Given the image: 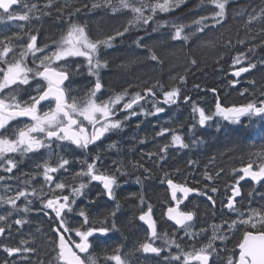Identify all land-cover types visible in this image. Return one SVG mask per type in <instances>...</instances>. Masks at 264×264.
Wrapping results in <instances>:
<instances>
[{
	"label": "snow or ice",
	"instance_id": "obj_1",
	"mask_svg": "<svg viewBox=\"0 0 264 264\" xmlns=\"http://www.w3.org/2000/svg\"><path fill=\"white\" fill-rule=\"evenodd\" d=\"M210 2L213 5L212 14L193 20L192 24L195 25L193 32L204 33L206 28L221 25L227 19L230 0H210ZM184 3L185 0H103L102 4L93 3V9L104 6L114 14H130V19L122 30H116L102 39L91 38L85 25L72 21L71 18L81 11L79 8L69 11L67 30L59 40L52 41V47L49 45L40 47L37 35L31 34V31L25 33L26 42L19 33L0 39V171L12 174L0 175V181L6 183L7 180L14 178L20 180L14 172L19 168L17 155L23 157L28 154L35 155L41 149L49 150L48 159L36 165L38 174L42 175L44 182L39 189L31 187L29 190V182L35 180L37 174L31 176L23 174L27 177L20 180L24 187L16 188L13 194L9 195L7 193L12 191V188L11 185H7L5 195H0V205L6 206L4 214H0V237L10 238L13 225L23 228L29 222L26 215L33 211V200L29 197H34L40 202L39 211H43L46 216L49 215V210L54 213L50 219L55 227L51 228L53 235L49 240L55 255L48 264H101V261L104 264H131L129 257L133 255V252L143 254L142 262L138 261V264H154V259L159 258L166 250L168 255L163 258L168 264H214L213 256H219L215 242L217 240L226 242L237 234L239 238L234 248L230 251L226 250L228 254L224 264H264V207H249L247 212L237 208L244 199L241 189L242 181L248 179L264 187V152L259 154L258 164L253 161L243 167L232 169V182L226 186L230 195L221 204L222 208L236 213V218L225 220L220 225H211L212 234L207 243L198 248L193 245L190 251L182 247L175 238V233L172 236L167 233L160 235L157 220L153 218V205L147 202L143 195L139 196L142 210L138 219L147 225L149 239L139 243L132 252H122L123 245L115 247L111 252L103 248L102 254H97L95 251L99 246L96 238L107 237L110 231L116 229L114 218L120 210L118 203L104 220L98 222L90 220L85 208L78 210V215L83 218L79 227L71 226L66 219L68 213L77 211L74 207L77 203L76 198L84 195L83 190L87 185L80 182L79 187H71L69 194H64L65 189L70 185L59 180L55 174L61 171L67 172L76 161H70L64 155L53 152V145H56L60 152L69 151L71 146L86 151L90 145H96V142L107 133L122 130L125 123L132 117L159 115L165 111L161 104L176 105L181 100L180 87L165 90L159 81L150 86L146 85L142 91L130 92L128 88H125L107 100H100L97 93L101 92L104 86L99 73L101 69L108 67L107 61L102 59V49L113 47L117 38L124 37L132 29L149 25L158 13L172 12ZM45 7L48 9L53 7L51 0ZM84 7L88 6L84 5ZM38 11L41 15H50V12L42 11L36 3H29L28 0H0V22H30L33 18L39 20L40 16L35 15ZM57 11L61 9L57 8ZM253 12L255 13V10ZM256 20L264 22V8L251 15L248 23L251 24ZM168 26V22L165 21L163 24L157 23V28L152 30L157 31L161 27ZM20 27L23 29L24 25ZM186 27L190 26L173 22L172 31L169 33L170 39L187 43L193 33H185ZM261 34L264 35V28ZM136 44L137 47H147L142 37L136 40ZM148 52V58L151 61L160 62L151 48ZM38 53L41 55L37 56ZM30 56L33 65L31 67L28 63ZM78 57L86 60L88 74L95 77L94 84L84 96L72 95L71 89V76L74 72L78 73L81 67L71 58ZM240 57L247 59L246 54L241 53L233 60L234 66L239 65L235 67L234 77H241L242 74L257 68V64L250 60L246 64L242 63ZM190 63L195 65L197 61L192 59ZM260 63L264 66V60ZM178 79L181 83L185 81L184 76H179ZM250 83L254 85L255 81ZM212 91L215 92V89ZM247 92L248 89H244L241 95ZM158 93L162 95V101L156 99ZM149 99L153 101L151 111L145 109L141 103ZM183 102H191V97L184 96ZM192 112L198 114V124L201 127L212 121L215 116H220L233 124H240L242 117L249 119L259 117L264 121V88L260 90L259 98L250 100L246 104L222 107L217 100L215 112L208 114L203 107L193 102ZM121 113L124 114L123 119L120 118ZM22 118H26L27 122ZM13 121L18 122L16 126H13ZM156 136L170 137V139L160 145L157 151L146 154L150 160L155 158L156 161L163 162L167 159L170 148L187 149L189 147L185 137L174 128L161 127ZM140 143L144 141L140 140ZM109 147H115V144ZM53 155L56 156L54 164L51 162ZM80 163L82 167L75 172L74 178L88 177L89 182H100L103 186L101 194L106 195L110 200H115V189L119 187L118 176L129 174L126 166L121 164L111 173L101 172L97 168V165L102 163L99 154L91 160L86 159ZM190 163L193 162L190 161ZM132 167L143 169L144 173L148 174L145 178L151 175L150 170L143 163L136 162ZM223 171L224 169H220L215 175L205 171L203 175L205 180L215 181L221 178ZM164 176L165 179L162 182L167 185L168 197L162 218L173 222L177 230L183 231L184 235L190 239L196 240L205 235L206 228H201L199 232L195 231L193 222L196 212L188 209L185 202L190 203L189 197L195 194L206 197L211 207L215 208L216 199L212 194L219 191L218 187L214 184H205L202 188L189 186L186 182L178 183L169 178L167 172ZM136 182L142 183L141 177L137 176ZM247 195L252 197L253 193L250 191ZM261 197L264 199V193H261ZM89 203L92 204L95 201ZM19 213L24 215L9 223V219ZM110 219L111 224L108 226ZM224 225H227L226 229ZM69 233H74L79 239L66 235ZM157 239H163L165 247L156 246L154 241ZM31 243L24 239H21L17 246L0 242V249L5 254L0 259V264H17L15 259L17 256L21 258V261L28 260L24 254L36 252V248L32 247ZM173 248L176 249L175 253L172 252ZM39 264H45V262L41 260Z\"/></svg>",
	"mask_w": 264,
	"mask_h": 264
},
{
	"label": "trees",
	"instance_id": "obj_2",
	"mask_svg": "<svg viewBox=\"0 0 264 264\" xmlns=\"http://www.w3.org/2000/svg\"><path fill=\"white\" fill-rule=\"evenodd\" d=\"M59 1L62 0H54L52 5L56 6L60 3ZM67 2L68 5H63L62 3L57 7L61 9L59 11L60 17L67 24L69 22V11H74L76 8L81 9L76 14L78 17L99 13L100 11L99 8H92V4L96 3L97 0H67ZM44 3L42 2V5ZM84 5L88 7L85 8ZM261 8H264V0H230L227 19L223 21V26L220 28L218 26L210 29L206 28L204 34H202V37L197 42L179 44L178 50L175 49V51L169 49V46H174V43L171 44L169 37H166L168 32L166 27H161L157 31H153L152 29L157 28V23L163 24L165 21L170 23L175 20H179L181 24L186 26H195L192 24L193 20L198 19L200 16H210L212 14L213 5L210 0H185V3L174 11L158 13L154 20L150 21L149 25L134 28L129 33H126L124 37L116 39L115 44L118 45L116 50L118 52L122 51L119 52L120 55L117 54L112 57L110 61L112 64H115L112 66L116 70L115 80L117 78L118 83H125L123 87H130L128 83L135 80L141 86L137 91H142L147 84L150 86L159 81L163 85V89L166 90L170 87L167 80L169 77L172 78L167 73L170 72V69L180 64L183 71H181L182 73L179 72L178 75L184 76L185 81L181 83L178 79L179 76L174 75L176 85L181 88V99L184 96L191 97V102L187 103L183 114L179 108L177 113L169 111L174 114L168 112L169 115L159 114L156 116L157 132L161 127H170L169 122L178 123V132L185 137V141L189 144V147L187 149L170 148L167 159L163 162H158L155 158L149 161L140 157L139 162L143 163L151 172L149 178H145L148 174L144 175L143 173L140 175L133 173L134 175L126 176L134 186L137 184V176L141 177L142 183H139L140 186L139 184L135 187L129 186L128 189H124L120 194L122 208L127 215V219L122 226L124 239L129 238L130 235H133L138 230L140 236L143 237L144 228L138 224L136 214L138 207L142 210L139 200L140 195H143L145 200L151 203L153 209L157 212L162 207L166 208L164 204L168 197V191L166 183L162 182L165 179V172L169 174V178L174 179L178 183L186 182L189 186L201 188L205 184H214L219 189L217 193L212 194L217 203L215 208L211 207L206 197L197 196L189 200L188 209L196 212V231L199 232L201 228H206L207 233L196 240L188 237L181 240L175 237L185 250L190 251L193 245L198 248L202 244L207 243L208 238L212 234L211 225H220L225 220L236 218V213L222 208L221 202L226 201L227 196L230 195V192L226 190V186L232 182V169L243 167L249 162L255 161L256 164L260 162L258 156L264 152V132H262L264 121L259 117L251 119L244 117L241 119L242 122L240 124L225 121V125L220 127L219 130L208 123L202 129L192 131L195 127L193 125H195L198 119V114L188 109V105L190 104L191 107L197 98L204 99L209 97L211 101L208 103V111L211 114L215 112L214 104H216L218 99L221 100L224 106H239L246 104L250 100L259 98L260 90L264 88V66H261L260 63L264 60V46H262L264 44V35L261 34L264 22L256 20L249 24L248 20L251 15L258 13ZM63 10L68 11L67 15ZM253 10H255V13ZM109 11L111 12L110 9ZM119 14L124 15L126 24L128 19H130V14ZM103 18L105 19L104 23H109L108 17L104 16ZM125 24H119V26L122 25L121 30ZM151 36H165V38L162 37L153 46L156 49V55L159 57L160 62L153 61L155 63L152 65V61L147 59L145 55L146 57H143L144 60H140V65L144 63L145 69H142V74L138 75L141 72H137L138 74H136V71H132L131 66L134 64V61L138 62L139 58L134 55L131 56L126 48H134L136 37L145 39L151 38ZM250 49L252 51H249ZM174 52L182 53L181 60H177V57L173 55ZM241 53H245L247 57V59L240 57L242 63L246 64L250 60L257 64V68L252 70L240 82H235L236 80L230 76L232 71L228 72L229 68L233 65V60L240 56ZM192 59L197 61L195 65L190 63ZM119 64H123L126 68L118 70ZM150 64L152 68H150ZM152 72L154 73L153 75ZM249 78L255 81L254 85L245 81ZM212 89H215L217 95H215ZM244 89H248V92L241 95ZM228 91L236 95L233 98L235 102L231 105L226 103L224 98V94ZM157 98H162V95L158 93ZM164 118H169L167 124H164ZM181 124H184L183 127H181ZM171 128H175V126ZM169 139L170 137L156 136L155 151L158 150L160 145L168 142ZM190 161L193 163H190ZM177 169L179 171H176ZM220 169H224L221 173V178L215 181L205 180L203 175L205 171L215 175ZM241 188L244 199L242 204L237 205L240 211L247 212L249 207H264V199L261 197V193H264V187L261 185L254 186L246 182L241 185ZM250 191L253 193L252 197H248L247 195ZM137 201L139 204H136ZM224 228L226 229L227 225H224ZM130 238H132L131 243H133L134 238ZM238 238L239 234L231 237L226 242L222 243L219 240L215 242L221 258L225 259L228 251L234 248ZM172 252L175 253L176 249L173 248ZM141 256L143 257L142 254Z\"/></svg>",
	"mask_w": 264,
	"mask_h": 264
},
{
	"label": "flooded vegetation",
	"instance_id": "obj_3",
	"mask_svg": "<svg viewBox=\"0 0 264 264\" xmlns=\"http://www.w3.org/2000/svg\"><path fill=\"white\" fill-rule=\"evenodd\" d=\"M44 9H42L43 11ZM29 26H26L25 29H18L13 28L9 32V36L13 33H19L23 38L24 41H27V35L25 33L29 32L28 29ZM31 34H33L31 32ZM38 37V36H37ZM38 45L41 47V40L38 38ZM19 51V49H17ZM37 54V56H39ZM32 57L30 56L28 58L29 66H33L31 63ZM71 80L73 82L72 76ZM95 79H88L83 78L81 81L78 82V86L80 88L81 96H84L85 92L92 87L94 84ZM67 83V82H66ZM72 86V85H71ZM105 87V85L103 84ZM104 87L101 89V92L97 93V95H100L103 92ZM106 88V87H105ZM120 92V91H119ZM113 93V92H112ZM112 95V94H111ZM157 100H161L162 98H156ZM103 100V99H102ZM145 109L151 111L152 110V99H149L147 102L142 101L141 102ZM160 106L166 107V105L161 104ZM187 103L183 102V99L180 100V102L172 107L167 108L163 113H160L162 115H169L168 112H176L178 109H181L182 114L186 110ZM170 114H174L171 113ZM123 113L120 114V118L123 119ZM157 116V115H156ZM156 116L153 115H138L136 117H132L130 120H128L123 129L118 132H109L103 137L100 141L96 142V145H90L89 149L79 150L75 149V146H71L69 151L67 152H60V149L56 147V145H53V152L59 153L60 155H64L66 158H68L70 161L75 160L76 163L72 165L71 168L67 172L61 171L60 173L55 174L59 180H62L66 182L68 185H70L69 188L65 189L64 194H69L71 187H79V183L83 182L87 185V187L83 190L84 195L81 197H77V203L74 206L77 211H74L72 213H68L66 216V219L68 223L73 227H79L82 223L83 218L78 215V210L80 208H85L86 211L89 213L90 220L93 221H101L104 220V218L108 215L110 211H112L116 204L118 203L120 206V210L117 212L115 219L116 229H113L109 232L107 237H97V243L98 247H96L95 251L97 254H102L101 249L106 248L109 252L112 251L117 246L123 245L122 252H132L135 247L138 246L139 243L145 242L149 239V233L147 231V227L142 224V222L138 219L141 210L138 207V210L136 211L137 214V221L138 224L141 225L144 229V235L143 237L140 236L139 230L134 232L133 235H130V237H133V243H131L132 238H123V232H122V226L127 219L126 213H124V210L122 208V201L120 194L123 192L124 189H128L129 186L135 187L133 183H130V180L126 178V176H131L133 173H137L140 175L143 173L144 175H147V173H144L143 170L140 169H134L132 167L133 164L136 162H139V158L142 157L144 160H149L147 157V153L149 152H155V138L157 133V119ZM25 122L26 118H22ZM17 121H13V126L17 125ZM170 127L175 126L174 129L178 130V123H172L169 122ZM184 124H181V127H183ZM185 132V130H184ZM140 140H143L144 143H140ZM115 144V147H109V145ZM148 144V145H147ZM97 154L100 155L102 163H99L97 165V168L101 172L105 173H111L115 171V168L121 164L126 166L128 175L126 176H118V182L119 187L115 189V200H110L106 195H102L103 192V186L98 181H92L89 182L88 177H80V178H74L75 172L79 171L82 167V164L80 163L83 160H91L92 157L96 156ZM32 155V156H31ZM49 157V150L48 149H41L39 153L33 155L28 154L27 156H18L17 159L19 160V168L14 170L15 175L20 177V180L26 179L23 174H28V176H31L32 174H37L35 180H30V186L29 190H31V187H36L39 189L43 182L42 175L38 174V170L36 168V165L39 163H42L44 160H47ZM56 160V156L53 155L52 157V163L54 164ZM115 162V163H114ZM0 175L9 176L12 174L4 173L3 171H0ZM134 175V174H133ZM122 179V180H121ZM20 180L17 179H11L7 180L5 183L4 181H0V184H6V185H12L16 188L18 187H24L23 184L20 183ZM124 180V182H123ZM129 185H128V184ZM138 185V183H137ZM140 186V184H139ZM15 188V189H16ZM167 188V187H166ZM45 191H47V188H45ZM29 199L33 200V211L29 212L26 215V219H28V223L26 224V228L23 231V234L18 239H24V240H39L38 242H32L31 245L36 246V253H32L31 256H33V259L36 258V263L39 264V261L43 260L44 262H49L52 260L55 253L52 251L53 245H51L49 238L53 235L51 232V228L55 227L54 222L50 219L51 216L54 215V213H51L49 210V215L46 216L43 211H39L40 202L39 200L35 199L34 197H29ZM90 201H95V203L90 204ZM19 203V202H18ZM136 204H139L138 201ZM188 205V202L186 203ZM210 204V202H209ZM217 204V203H216ZM167 207V204H164ZM163 205V206H164ZM183 207V206H182ZM6 206L0 205V209L5 210ZM166 208L162 207L158 210V212L153 209V218L157 220L158 224V232L161 236H163L164 233H167L169 236H172L173 233H175V237L178 239H187V237L184 235L183 231L177 230L176 226L170 224L166 218H162V212L165 211ZM98 215L96 216V214ZM3 214V213H0ZM128 214V213H127ZM18 216L16 218H20L23 216V213L14 214V216ZM96 216V217H95ZM102 218V219H101ZM11 223V222H9ZM111 219L109 222L110 226ZM194 229H197V225L194 223ZM39 230V231H38ZM135 234V235H134ZM66 235L72 236L74 239L78 240V237H75L74 233H69ZM5 239L7 238H0V242L5 243ZM10 242L12 241V237L9 238ZM17 238H15L16 244L13 245L12 243H8L9 246H17L20 244ZM43 241V242H42ZM156 246L159 247H165V243L163 239H157L154 241ZM7 244V243H5ZM0 255L5 256L2 249H0ZM143 255V254H142ZM168 255V251L166 250L161 254L159 258L154 259V264H168L167 261L164 260V256ZM19 256L15 257L18 258ZM131 257V264H138V261L142 262L143 257L141 256V253L133 252V255ZM104 264V262H101Z\"/></svg>",
	"mask_w": 264,
	"mask_h": 264
},
{
	"label": "rangeland",
	"instance_id": "obj_4",
	"mask_svg": "<svg viewBox=\"0 0 264 264\" xmlns=\"http://www.w3.org/2000/svg\"><path fill=\"white\" fill-rule=\"evenodd\" d=\"M53 1L54 0H51L52 4H53ZM62 1H59L60 2L59 4H57L56 6L53 5V7L51 9H48V8L45 7V5L48 4L50 2V0H28L29 3H36L38 5L39 9H41V10L44 9V12H50V15H41V12L38 11V12L35 13V15L36 16H40L39 20H36V19L33 18L30 22H23V21H4V22H0V39H3L4 36H9L8 34L12 30V27L13 28L15 27V28H18V29L22 30L20 25H24L23 29H25L26 26H29L28 29L33 34L38 36V38L41 40V47H43L44 45H49L50 47H52L53 46L52 45V41L53 40H59L60 36L62 34H64L66 32V30H67V23H65L63 21L62 17H60V12H58L57 9H56L62 3H63V5H68L67 0H64L63 2ZM42 2H45V3L42 5ZM96 3H101L102 4L103 0H97ZM17 10L20 11L21 9H17ZM99 10H100L99 13H92V14H88L86 16L78 17V16L74 15L71 19H72L73 22L85 25L90 37L93 38V39H102L108 33L112 32L111 34H113L116 30H121L122 25L119 26V24H123L124 25L125 22H126L124 17H123L124 15H120L119 13L114 14V13H112V11L110 12L109 9L104 7V6L99 7ZM63 11H65L64 12L65 14L68 13V11H66V10H63ZM104 16L109 18L108 19L109 23H107V22L104 23L105 22V19L103 18ZM173 22H175L177 24H181V22L179 20H175ZM173 22L168 23L169 26L166 27L167 30H168L166 37H169V40H171L170 36H169V33L172 31L171 24ZM104 26H107V27L104 28ZM216 26H218V28H220L221 26H223V23L221 25H216ZM194 28H195V26H192V27H189V28H185V33H190V32L193 33L191 35L190 40L187 43H185L183 41H173V40H171V44L174 43V46L170 45L169 49L175 51V49L178 50L179 44H188V43L193 42V41L197 42L199 40V38L202 37V34H204V33L193 32ZM162 37L165 38V36H162ZM162 37H160V36L159 37L151 36V38L143 39V42H144L145 45H147V47H137V44L135 42L134 48L133 47L132 48H126V50L129 52V54L131 56L134 55V56L139 58L138 62L134 61V64H132V66H131L132 71H136V74H138L137 72H141L138 75L142 74L141 70L145 69V68H144V63L142 65H140V60H144L143 57H146V56H147L146 58L149 59L148 58V56H149L148 49L149 48H151L152 51H154L156 53V49L153 46ZM138 38H141V37H136V40ZM117 46L118 45L115 44V41H114L113 47L107 48V49H102V59L107 61L108 67L101 69L100 73H99L101 82L106 87V88L104 87L103 92L100 95H97L100 98V100H102V99L103 100H107L110 96L114 95L115 93H118L119 91L121 92L125 88L130 89L129 90L130 92H135L141 87L140 84L138 82H136L135 80H134V82L130 81V83H128L130 87H123V86H125V83H123V82L118 83L117 82L118 81L117 78L115 80L116 70H114L113 67H112L115 64H112L110 59L112 57H114L115 55L119 54V52L122 51L121 50V51L118 52L116 50ZM173 55H175L177 57L178 61L181 60V58H182L181 57L182 56L181 52H174ZM71 59H74L81 66L80 67V71L78 73L74 72L72 74V79H73V82L71 84L72 85L71 86L72 95L81 96L80 88L77 85L78 82L81 81L83 78L95 79V77L94 76H90L88 74L87 62H86V60H84V58L78 57V58H71ZM153 63H155V62L152 61V65H153ZM149 66H150V68H152L151 64ZM235 67H239V65H235V66L232 65L231 68H229L230 70H229L228 73H230L231 71H234ZM125 68H126V66H123V64H119L118 65V70H123ZM181 71H183V68L180 66V64H178V66H176L175 68L173 67L172 69H170V72L167 73L168 76H172V78L169 77L168 80H167L168 81V85H170L169 88H171V87H179L178 85H176V80H175L174 75H176L178 77L179 76L178 74ZM153 74L154 73L152 72V75ZM245 81L251 82L253 80H252V78H249L248 80H245ZM238 82H240V81H238ZM117 87H119V88H117ZM234 97H236V95L234 93L230 92V91H228L226 94H224V98H225L226 103H229L230 105L235 102L233 100ZM210 101H211V99L209 97H206L204 99L197 98V100H195L194 103L196 105H198L199 107H203L205 109V111L209 114V111H208L209 104L208 103ZM215 105L216 104H214V106ZM188 106H189L188 109L192 110V105H191V107H190V104ZM164 108H165V110H167V107H164ZM168 120H169V118H164L163 119L164 124H167ZM224 122L225 121H224V119L222 117L215 116L214 119L212 121H209L208 123L211 124L216 129V128H218V126H219V128L223 127L225 125ZM200 128L202 129L203 127H201L198 124V119H197V121L195 122V127L192 129V131L199 130ZM6 187H7L6 184H0V195H5ZM11 188H12V191H9L7 193L9 195L13 194V192H14L16 187L14 186V184H12ZM4 212H5V210L0 209V213L4 214ZM16 217H18V216L17 215L16 216L13 215V217H11L9 219V222H12V220L16 219ZM26 226L27 225H24L23 228H20L19 226L13 225V231H12V235H11L12 241L10 242V239L7 238V239H5V243L8 244L9 242L10 243L13 242V245H15L16 244L15 238L18 239L19 235L21 236L23 234L22 230H24L26 228ZM196 230L197 229H195V231ZM20 240L21 239H18L19 242H20ZM38 241L34 240V239L30 240V242H34V243L38 242ZM31 246L36 248V246H33V245H31ZM31 254L32 253L24 254L25 256L28 257V260L21 261L20 257L15 258L16 261H17V264H37L36 263V258L33 259V256H31ZM3 257L4 256L0 255V259H2ZM129 259L131 260V257H129ZM213 261H214V264H223L224 263V259L221 258L220 255L219 256H215L214 255L213 256ZM101 262H103V261H101ZM45 264H48V262L46 261Z\"/></svg>",
	"mask_w": 264,
	"mask_h": 264
},
{
	"label": "water",
	"instance_id": "obj_5",
	"mask_svg": "<svg viewBox=\"0 0 264 264\" xmlns=\"http://www.w3.org/2000/svg\"><path fill=\"white\" fill-rule=\"evenodd\" d=\"M233 72L234 71H232L231 73H230V76L232 77V78H234L235 80H237V81H240V80H242L243 78H245L249 73H251V72H249V73H244V74H242L241 75V77H234L233 76ZM215 93V95H217V92H214ZM219 100V102L221 103V106L222 107H231V106H224L223 104H222V102H221V100L220 99H218ZM217 103V102H216ZM177 105V104H176ZM176 105H166L168 108H172V107H174V106H176ZM243 118V117H242ZM244 182H251V183H253L254 185H259V184H256L255 182H252L251 180H248V179H246L245 181H242L241 183H244ZM166 187H167V185H166ZM197 195H195V194H193L192 196H190L189 197V199L190 198H192V197H196ZM237 199H240V198H237ZM187 202V201H186ZM185 202V203H186ZM142 222V221H141ZM170 224H172V225H174L173 224V222H171V221H168ZM142 224L144 225V226H146L147 227V225L144 223V222H142ZM175 226V225H174ZM0 238H2V237H0Z\"/></svg>",
	"mask_w": 264,
	"mask_h": 264
},
{
	"label": "bare ground",
	"instance_id": "obj_6",
	"mask_svg": "<svg viewBox=\"0 0 264 264\" xmlns=\"http://www.w3.org/2000/svg\"><path fill=\"white\" fill-rule=\"evenodd\" d=\"M55 13V12H54ZM64 14V13H63ZM67 14V13H66ZM61 15V14H60ZM65 16V15H64ZM64 18V17H63ZM164 114V113H163ZM180 114V113H179ZM177 117V116H176ZM168 123V122H167ZM168 126V125H167ZM122 180V179H121ZM123 182H124V180H123ZM128 184V183H127ZM129 185V184H128ZM137 185V184H136ZM131 196V195H130ZM133 198V197H132ZM138 207V206H137ZM98 215V213L96 214V216ZM95 216V217H96ZM102 219V218H101ZM140 232H141V230H140ZM144 235V234H143Z\"/></svg>",
	"mask_w": 264,
	"mask_h": 264
}]
</instances>
